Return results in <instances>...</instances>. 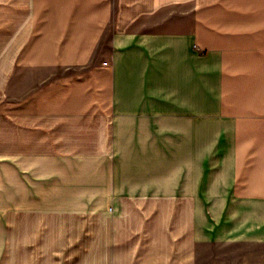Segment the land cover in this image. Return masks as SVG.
<instances>
[{
  "label": "crops",
  "instance_id": "obj_1",
  "mask_svg": "<svg viewBox=\"0 0 264 264\" xmlns=\"http://www.w3.org/2000/svg\"><path fill=\"white\" fill-rule=\"evenodd\" d=\"M221 244L264 245V0H0V264Z\"/></svg>",
  "mask_w": 264,
  "mask_h": 264
},
{
  "label": "rangeland",
  "instance_id": "obj_2",
  "mask_svg": "<svg viewBox=\"0 0 264 264\" xmlns=\"http://www.w3.org/2000/svg\"><path fill=\"white\" fill-rule=\"evenodd\" d=\"M197 264H264V245L207 246L198 252Z\"/></svg>",
  "mask_w": 264,
  "mask_h": 264
}]
</instances>
